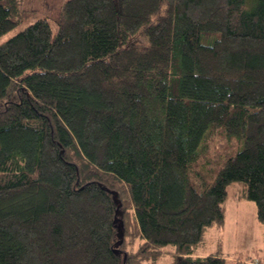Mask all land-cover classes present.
I'll return each instance as SVG.
<instances>
[{"label":"trees","instance_id":"trees-1","mask_svg":"<svg viewBox=\"0 0 264 264\" xmlns=\"http://www.w3.org/2000/svg\"><path fill=\"white\" fill-rule=\"evenodd\" d=\"M61 10L0 44V264H244L197 248L235 182L264 226V0Z\"/></svg>","mask_w":264,"mask_h":264},{"label":"rangeland","instance_id":"rangeland-1","mask_svg":"<svg viewBox=\"0 0 264 264\" xmlns=\"http://www.w3.org/2000/svg\"><path fill=\"white\" fill-rule=\"evenodd\" d=\"M22 9L26 20L10 30L0 39V44L16 36L28 25L39 18H46L51 24L52 32L57 28L62 7L69 0H22ZM241 183L229 186L225 201L226 221L222 228L210 227L204 234V243L197 248L201 255L220 254L244 264H264V226L258 222L257 207L250 200L236 199ZM168 262L160 259L159 264Z\"/></svg>","mask_w":264,"mask_h":264}]
</instances>
